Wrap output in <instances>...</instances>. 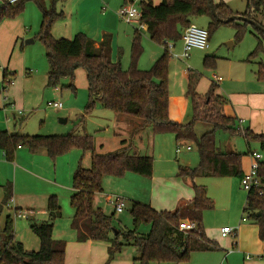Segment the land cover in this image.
Instances as JSON below:
<instances>
[{"label": "trees", "instance_id": "16d2710c", "mask_svg": "<svg viewBox=\"0 0 264 264\" xmlns=\"http://www.w3.org/2000/svg\"><path fill=\"white\" fill-rule=\"evenodd\" d=\"M0 22L4 17H12L20 12L25 3L33 2L41 13V25L37 35L45 49L48 64L47 87L58 88L62 80H69V89L74 91V74L77 69L86 73L88 102L85 115L100 104L105 110L116 114L142 120L143 126H149L154 135L172 134L176 142H191L198 153L199 163L191 169L178 167L177 176L191 182L194 193L189 208L178 207L174 212L155 211L149 206L134 202L129 210L133 230L114 228L113 217L104 215L94 207V196L102 192L104 176L123 178L133 173L144 178H151L153 159L151 157L129 155L126 149L107 154L93 152V138L90 135L66 134L62 136L22 135L0 132V151L5 160L14 162L16 150L27 149L30 153L40 150L46 152L51 160L65 155L71 150L79 149L91 153V166L76 169L72 179L70 205L74 210L71 227L76 234L77 242H107L110 244L107 253L109 264L124 246H133L137 251L138 264H181L187 262L193 252H211L215 245L205 239L202 227V215L214 209L213 201L207 196L204 187L193 183L196 178H242V159L250 153L240 154L234 151H222L215 140V132L223 130L229 135H241L246 145L255 143L259 152L264 154V134L256 135L249 129L243 131L240 123L230 117L220 115L224 101L214 95L216 86L212 83L202 97L203 112L199 111L194 91V77L188 71L187 97L192 104V121L178 124L168 116V75L170 55L168 43L181 40L183 31L191 25L192 18H209L208 37L221 26H231L235 31V42H240L251 26L240 21H229L231 17H244L262 24L255 16L264 12V0H246L245 12L234 13L227 4H214L217 19L211 12L209 0H161L155 6L152 0H141L138 4L139 23L146 26V33L157 46L162 48L159 58L148 70L138 67L143 49L139 31H135L130 50V62L123 70L119 59L112 61L109 36H104L95 48L92 40L78 33L71 40L55 39L51 35L52 26L63 19L62 13H56V0H22L8 5L2 0ZM45 2L49 3L46 8ZM256 33L257 44L249 54L248 60L264 56V33L251 26ZM264 29V28H263ZM208 57H205L206 65ZM4 85H12L13 75L2 71ZM13 74V73H11ZM256 79L264 84V65L258 63ZM205 110V112H204ZM84 117H81V121ZM197 122L211 126L209 132L201 136L195 133ZM258 176L262 184V195L257 192L246 194L243 213L258 227V236L264 240V162L259 163ZM4 198L0 204V264H64L65 243L52 237L54 222L61 216L60 207L55 196L47 200V222L33 224L31 232L39 242L36 252L26 251L23 245L15 241L14 225L11 216H7L4 226L1 217L4 209L12 199V188L9 184L3 187ZM19 210H13V214ZM182 220L194 222L197 229L193 232H182L178 225ZM142 225L149 227L145 235L138 234ZM116 232V234H114Z\"/></svg>", "mask_w": 264, "mask_h": 264}, {"label": "rangeland", "instance_id": "374dc122", "mask_svg": "<svg viewBox=\"0 0 264 264\" xmlns=\"http://www.w3.org/2000/svg\"><path fill=\"white\" fill-rule=\"evenodd\" d=\"M82 1L84 0H56L54 10L56 13H62L63 19L57 21L52 26L51 35L53 38L71 40L77 34L74 31V26L76 24L82 26L85 25L87 26L85 28H90V30L95 32L94 34L97 33L100 36L101 32L106 30L103 26L102 18H99V9L97 10L95 6H92L88 0L80 5ZM110 1L112 6L118 5L119 3L121 4L122 2V0ZM160 2L155 3V6L159 5ZM45 6L48 8L49 3L45 2ZM133 6L138 8V1H136ZM229 6L228 7L231 10L243 13L245 12L246 0H233ZM107 7L108 10H112L110 9V6ZM112 15L114 16L115 14ZM41 19V13L36 4L33 2H27L20 12L12 17H4L0 22V52L5 56L3 58L5 65L3 68H10L7 70L8 74L13 75V77H11L13 82L16 83L17 81V86L15 87L13 95L16 99V103L15 105L10 104L6 107L7 114H14L16 117L24 118L25 120L23 125L20 127L16 125V127L13 128V122L12 119H10V122L6 125L8 131L12 132L14 130H19L23 132L22 134L29 136L86 134L93 138V152H98L101 148L105 150V153L113 152L111 151V147L117 142V139H114L115 136L112 133L114 117L121 115L134 119V121L139 119L105 110L100 104H96L94 108L85 115V107L88 102L87 81L86 73L81 68L77 69L74 74V91L68 88L70 82L67 79L61 81V85L57 88L58 91L46 86L48 64L45 57V49L37 38ZM255 20L261 23L264 28V12L259 15L257 14ZM115 23L116 22L113 24ZM117 23L120 24L117 28L118 33L121 34L123 30L121 29V25L127 27L131 33L127 41L125 39V41H119V47L115 50L116 60L119 59L122 69L126 70L130 62L131 43L135 32H133V30L138 28V26L129 25L118 20ZM208 23L209 18L206 17L192 18L191 20V25L198 29L206 30ZM106 25L109 26L108 24ZM109 28L114 30L111 26H109ZM104 33L110 36L112 35V32L109 31H104ZM139 34L143 53L140 57L141 61L139 60L138 66L142 70H148L150 68L149 62L152 60L150 57H153L152 50L160 51L161 47L150 41V38L145 31H140ZM256 36V31L251 28V26H248L243 39L240 42H235L234 29L231 26H221L208 37L207 49H193L189 53L187 59L180 60L176 59L174 56L181 54L182 41L179 40L175 43L169 42V70H171V73L177 72L175 78L177 81L179 80V87L181 89H186L188 85V79L182 75L184 70L185 72L187 70L190 71V76H197L196 92L197 95L201 97L206 94L212 83L217 84L216 95L224 98L227 101L228 106L231 108L228 96L241 92V89L246 90V88H242L234 80H253L259 87L264 88V84L259 82L255 76V73L258 70V63L262 62L264 65V56L248 60L249 54L256 47ZM29 40L34 41L31 44H26V41ZM231 44L233 47H231ZM205 57H208L206 65L204 63ZM2 69H0V96L3 98L6 96V90L11 85H1ZM217 78H221L222 82L217 83ZM228 78L231 81L228 80ZM169 79L170 77L168 75V80ZM5 98L8 99L9 97ZM52 103H61L62 109L56 110L49 106ZM198 105L199 111L202 114L203 100H199ZM0 113L3 117V113ZM82 116L84 117L83 121H81ZM61 121L65 122L62 123ZM146 127L150 128L149 126ZM210 130L211 126L207 123L197 122L195 124V133L197 136H201ZM155 137L157 140L153 150V153L155 152L154 156L170 157L171 154V172H174V170L177 171L178 164L191 169L198 165V153L191 142H176L175 137L169 133L158 134ZM163 139L172 140V149H170L168 145H164L165 142ZM215 140L219 147H223L224 144L230 143L238 152L244 155L246 153V145L241 135H229L223 130H217L215 132ZM100 144H102V147L99 146ZM177 145L180 148V153L176 154L175 150ZM186 147L191 148V151L187 152ZM251 148L255 150L256 153L261 154V159L264 162V154L259 152L257 145L253 143ZM20 149L21 151L16 150V152H23L27 155H34L37 153H30L25 148ZM126 150L129 155L133 154L131 150ZM45 156L47 161L40 162L25 160L24 166L28 170L36 172L41 178L51 181L50 184L27 174L25 176H19L20 174H18L15 183L13 178V163H0V204L3 202L4 198L3 187L7 184L11 186L12 198L15 199L14 203L10 201L8 206L4 209L1 217V225L4 226L6 217L11 216L15 231V241L21 243L24 249L30 252H36L39 249H34L32 245L35 241L37 242V239L31 232L30 226L47 222L48 216L35 214L33 217L27 219L15 217L13 214L14 207H20L22 209V214L25 213L26 209L30 208H33L34 210H44L45 213H47V199L45 197L48 196V192H56L58 194L56 199L60 207L61 216L54 222L52 237L54 240L62 241L66 244L68 236L72 235L74 237L75 235V232L71 227L73 209L70 205L73 174L78 166L83 169H89L91 166V153L83 152L79 149L71 150L55 160H51L47 154H45ZM243 158H245L246 161H249L247 155ZM38 163L40 165H38L37 168L41 170V172L35 171V169L30 167L31 165ZM161 173L167 174L168 171H161ZM174 176H177V174ZM152 177L144 178L133 173L125 174L123 178L104 176L102 179L103 191L94 196V207L101 210L104 215L113 217L112 223L114 228L133 230V223L129 213L132 205L131 201L140 200L142 202H147L144 198L150 196V181ZM6 178H9L7 179L8 182H6ZM53 180H56L58 185L66 184L67 187L70 186V188L60 186L55 187L52 185ZM186 182L188 186H192L190 181L186 180ZM225 182L227 183L226 188L228 195L236 182L238 193L234 195V201L231 200V197H227L228 195L226 196L225 194ZM193 183L197 186L204 187L207 196L214 203V210L206 212L205 218V226L209 227L210 230H219L222 226L234 229L235 225L237 228L238 224H254L247 218V215L243 213L247 192L242 190L238 178L204 177L194 179ZM170 190L172 189L170 188ZM234 191H236L235 185ZM171 194H173V191H171ZM115 198H120L125 203V208L122 213L115 212L113 204ZM238 205L240 206L239 210L236 209L233 211V207ZM242 218L245 220H241ZM233 221H235V225L232 224ZM148 232L149 227L146 225H142L138 228V234L140 235H145ZM58 238L61 239L58 240ZM74 239L77 241L76 235ZM228 239L231 240L234 238L229 236ZM224 255V249L220 248L219 251L207 256L190 255L189 260L181 264H202L200 261L195 263V257H208L212 260L210 262L207 261L204 264H217L216 262L219 258L223 259ZM85 256L88 255L85 254ZM119 256L122 264H138L137 262H132L133 258L138 256L137 251L133 246H124L116 257ZM92 260L97 262V258ZM107 260L108 258H106L103 264H106ZM220 261L218 264L221 263ZM67 262L74 263L71 258ZM81 264L88 263L84 261L81 262Z\"/></svg>", "mask_w": 264, "mask_h": 264}, {"label": "crops", "instance_id": "0c3cea01", "mask_svg": "<svg viewBox=\"0 0 264 264\" xmlns=\"http://www.w3.org/2000/svg\"><path fill=\"white\" fill-rule=\"evenodd\" d=\"M136 1H138V4H139L141 0H122L121 4L119 3L118 5L112 6L110 0H88V2L92 6H95L97 10L99 9L100 11L99 18H102V23L106 30H103L100 36L97 33L94 34L95 32L90 30V28H85L87 26L76 24L74 26V31L77 34L78 33L84 34L87 38L92 40L95 48L102 41L104 36H109L110 47H111V59L112 61H115L116 60L115 50L117 47H119L118 46L119 41L120 40L123 41L124 39L127 41L128 37L131 34L130 30L127 27H123L122 25H121V29L123 30L121 34L117 32V28L118 26H120V24L117 23V20L122 21L118 18L117 12L123 5L133 6L135 5ZM160 1L161 0H152V3L153 5H155V3H159ZM232 1L233 0H213V3L215 4L219 2H224L225 4L229 6L230 3H232ZM85 2L86 0L82 1L80 5H82ZM107 6H110L111 7L110 9L112 10L111 11L108 10ZM232 11H234V13L242 14L241 12H237L235 10H232ZM112 14H115L114 16L116 17V19ZM114 22L116 23L113 24ZM106 24L113 27L114 30H112V28H109V26H107ZM131 25L138 26V28L134 29L133 32L134 31H139V32L146 31L145 25H141V28H140V25H137V24H131ZM71 30L73 31L72 28ZM104 31L112 32V35L111 36L107 35L104 33ZM181 47H182V42H181ZM231 47H233L232 44H231ZM161 53H162L161 48H160V51L152 50L153 57H150L152 58L151 62H149L150 67L159 58ZM4 57H5L4 54L0 52V63H1L0 69H2L5 66L3 62ZM8 69L10 68H7V67L3 68L2 71L8 70ZM176 73H171V70H169L170 79L168 80L169 81L168 82L169 84L168 86V92H169L168 116H169V119L173 122H176L178 124H188L192 121V118H193L192 104H191L190 98L186 96L187 88L181 89L179 87L180 86L179 80L177 81L175 78ZM182 75H184L188 79V70L186 72L184 70L182 72ZM194 78H195L194 79L195 80L194 81V91L196 94V101H199V100H202V97L204 96L201 97L197 95V92H196L197 76ZM228 80L230 79L228 78ZM234 81L238 83V85H240L242 88H246V90L241 89V92L228 96L231 108L228 106L227 101L221 97L224 101V106L220 110V115L236 119L240 123L239 128L242 131L244 129H249L251 132H253L256 135L264 134V88L259 87L253 80L240 81L236 79ZM221 82H222V79L218 83H221ZM1 85L2 86L4 85L3 74L1 77ZM214 85L217 86V84H214ZM16 86H17V81L16 83L12 81V85L6 90L5 97H9L11 99L9 98L7 99L5 97L2 98V96H0V112L3 113V117L1 116V113H0V132L7 131L9 133H18V134L23 133L22 131H19V130L18 131L14 130L12 132L8 131L6 127V125L10 122V119H12L13 128H15L16 125L20 127L25 122L24 118H18L14 114H11V115L7 114L6 107L10 104L15 105L16 103V99L13 96ZM3 90H4V87H3ZM55 90L58 91L57 88H55ZM216 93L217 92L215 89L214 95H216ZM113 124H114V127L112 128V133L115 136L114 139H117V142L111 147L112 149L111 151L116 152L121 149H129L132 151L133 154H136L137 156L151 157L153 159V171H152L153 177L150 181L151 182L150 196H146L144 198L147 202H142L140 200H134L131 202L134 203L138 201L137 203L149 206L155 211L174 212L178 207L189 208L191 206V202L194 196L192 186L190 185L188 186L186 179L179 178L178 176H174L175 174H177L176 170H174V172H171L170 170V167H171L170 163L172 162L171 154H170V157L154 156L155 152L153 153V150L155 148L157 138L155 137L156 135L152 133L151 128H147L146 126H143V122L140 119L137 121H134V119H130V118H127L121 115L114 117ZM22 135H26V134H22ZM163 140L165 142L164 145H168V147L172 149V144H173L172 140H169V139H163ZM99 146L102 147V144H100ZM251 146L252 144L249 146L246 145V149H247L246 153H250V154L248 155L249 161H246L245 158L242 159V174H245L249 171L250 165L252 163L251 155L253 153H256V151L253 150ZM219 149L222 151L238 152L234 148V146L231 145L230 143L224 144L223 147H219ZM18 151H21V149H18ZM104 151L105 150L101 148L98 152H94V153L95 154L111 153V152L105 153ZM186 151L190 152L191 148L190 150L186 149ZM44 153L46 154V152L44 151H38L34 155H29V154L27 155L26 153H23V152L21 153L16 152L15 161L13 162V165H14L13 178L15 180V183H16L18 174H20L19 176H25L26 174L31 175L35 178L45 181L46 183H49V184L51 183V181L45 178H41L40 176H38L36 172L28 170L24 166L25 160H33V161H40V162L47 161ZM175 153L177 154L180 152H175ZM4 162H7V161L5 160L3 153L0 151V163L4 164ZM38 165L40 164L39 163L33 164L30 167L35 169V171L41 172V170L37 168ZM180 166L181 165L179 164L177 165V170H178V167ZM181 167H186V166L182 165ZM161 171H164V172L168 171V173L162 174ZM7 179L9 178H6V182H8ZM226 184L227 183L225 182V194L227 196L228 191L226 188ZM52 185L55 187H59V186L67 187L66 184L58 185L56 180H53ZM234 185H235L236 191H234ZM234 185L231 188V192L227 196V197H231L232 201H234V195L238 193L236 182L234 183ZM67 188H70V186H68ZM170 188L172 190H170ZM171 191H173V194H171ZM71 192L72 194L74 192L72 188H71ZM47 195L48 196L45 197L47 200L51 196L58 197V194L56 192H48ZM14 200L15 199L12 198L11 202L14 203ZM239 207H240L239 205L234 206L233 211H235L236 209L239 210ZM14 209L22 211V209L17 206H15ZM25 211L38 212L39 215L43 214L44 216H47V213H45L44 210H34L33 208H30V209H26ZM206 212L208 211H205L202 215V227L204 231V236L208 242H211L215 245L216 249L211 252H193L191 254L192 256L193 255L207 256L209 254H213L219 251L221 248V249H224L225 255L223 259L219 258V260L216 262L217 264L219 263L220 260H221L220 264H264V240L259 239L258 227L255 224H251V225L250 224L248 225L238 224L236 228V225L234 224V222L236 221L235 219V221H233L232 224L235 225L236 229L234 228V230L236 231V236L234 239L230 240L228 239V237L221 236V230L223 228H226V226L220 227L219 230L216 229L217 231L215 229L210 230L209 227L205 226ZM73 215H74V210H73ZM241 220H243V218ZM74 237L72 235H69L66 240L64 264H81V262H84V261L88 264H103L106 258H108L107 249L110 246L109 243L92 242V241H86L84 243H80V242L75 241ZM60 239L61 238H58V240ZM32 245L34 249H38L39 248L38 240L37 242L35 241V243H32ZM85 254L88 256H85ZM70 258L74 261V263L67 262L70 260ZM94 258H97V262H94L92 260ZM136 259L137 257H134L132 262L135 263ZM211 260L212 259L208 257H195L194 259L195 263L200 261L202 264L206 263L207 261L210 262ZM109 264H122L120 256L115 257L114 260H112Z\"/></svg>", "mask_w": 264, "mask_h": 264}, {"label": "built area", "instance_id": "2783aa9c", "mask_svg": "<svg viewBox=\"0 0 264 264\" xmlns=\"http://www.w3.org/2000/svg\"><path fill=\"white\" fill-rule=\"evenodd\" d=\"M22 0H6V3L8 5H14ZM2 0H0V4H2ZM118 18L122 20L123 22L127 24H137L141 25L139 23L140 19V12L139 9L132 5H123L118 10ZM182 41V52L178 56H174L176 59H187L189 57V53L193 49H199L204 50L208 48V32L204 29H198L193 25H190L187 27L181 37ZM168 48H170L168 46ZM221 78H217L216 82H220ZM49 106L53 107L56 110L62 109L61 103H52ZM181 146V145H180ZM187 150H190L189 147H186ZM176 152H180V148L177 147ZM252 157V163L250 165L249 171L242 175V178L240 179V186L243 191L249 193V192H257L259 196L262 195V184L258 176V169H259V163L262 161L261 154L259 153H253L251 155ZM115 212L122 213L125 208V203L120 198H115L113 201ZM39 214L38 212H31V211H25L24 214H22V211H18L15 213V217H21V218H29L33 217L34 215ZM243 220H245L243 218ZM178 229L182 232H193L197 229V226L194 222H191L189 220H182L179 225ZM221 236L222 237H233L236 236V231L232 228H223L221 230Z\"/></svg>", "mask_w": 264, "mask_h": 264}, {"label": "water", "instance_id": "95a60500", "mask_svg": "<svg viewBox=\"0 0 264 264\" xmlns=\"http://www.w3.org/2000/svg\"><path fill=\"white\" fill-rule=\"evenodd\" d=\"M209 3H210V7H211V12H212L213 16L217 19L216 14H215V10H214L213 0H209ZM235 20L240 21L242 23H247V24H249L251 26H254L255 28L259 29L260 31H262L264 33V29L261 28L258 24H256L253 21H250V20H248V19H246L244 17H241V16L231 17L226 22L235 21ZM31 43H33V40L26 41V44H31ZM61 122L64 123L65 121H61ZM114 234H116V232Z\"/></svg>", "mask_w": 264, "mask_h": 264}]
</instances>
